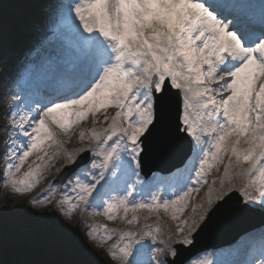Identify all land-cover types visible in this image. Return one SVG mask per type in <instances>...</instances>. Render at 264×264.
Here are the masks:
<instances>
[{
	"label": "snow or ice",
	"instance_id": "6c2138e0",
	"mask_svg": "<svg viewBox=\"0 0 264 264\" xmlns=\"http://www.w3.org/2000/svg\"><path fill=\"white\" fill-rule=\"evenodd\" d=\"M32 7L37 39L17 86L35 79L40 87L23 107L9 97L2 186L23 195L54 173L30 204L50 205L63 220L79 213L83 235L113 264H256L192 251L221 219L264 217V0ZM4 9L0 0V17ZM89 118L79 146L66 147ZM173 156L180 164L163 176L149 169L146 179L153 159ZM97 216L124 227L89 222ZM257 237L264 264V219L237 243L246 248Z\"/></svg>",
	"mask_w": 264,
	"mask_h": 264
},
{
	"label": "trees",
	"instance_id": "16d2710c",
	"mask_svg": "<svg viewBox=\"0 0 264 264\" xmlns=\"http://www.w3.org/2000/svg\"><path fill=\"white\" fill-rule=\"evenodd\" d=\"M28 1L4 0L5 9L0 17V30L5 25L4 38L12 54L0 66V126L10 103L9 97L2 96L1 91L16 79L17 67L22 65L24 55L37 36L34 26L31 30L24 22L32 15L35 19L31 21L36 23L34 8L27 10ZM33 2L48 3L49 0H32L31 6ZM49 218L41 219L28 209L0 211V264H111L107 255L81 242L77 229L64 225L66 232Z\"/></svg>",
	"mask_w": 264,
	"mask_h": 264
},
{
	"label": "rangeland",
	"instance_id": "374dc122",
	"mask_svg": "<svg viewBox=\"0 0 264 264\" xmlns=\"http://www.w3.org/2000/svg\"><path fill=\"white\" fill-rule=\"evenodd\" d=\"M257 2V0H256ZM32 3V0L28 1L27 4V10H30V7ZM33 10V9H32ZM36 12V10H33ZM31 18L27 17L24 22L28 24L29 29H33L32 27L35 25V20L31 21V19H35L34 16H30ZM6 33V27L5 25L2 26V30H0V66L4 65V62L9 60L11 57V52H10V45L7 42V40L4 38V34ZM37 39V36H36ZM36 39L33 43H31V46L36 42ZM25 56V55H24ZM23 57V55H22ZM21 63V62H20ZM23 64V63H22ZM18 69L16 70V79L12 80L7 87L2 89V96L5 98L10 97L11 94L15 93L18 95V101L17 103L20 104L21 107H23V102L26 100L30 95L35 96L38 93V88L40 85H38L39 81L35 79L28 80L26 82H21L19 84V87L17 86V80H18V73L21 71L22 65L17 67ZM258 87V84H257ZM11 102V101H10ZM112 109H109V112H112ZM92 126L91 124V118H89L88 121H85L81 123L79 126H75L72 130V139L70 142L66 144V147L68 148H76L79 146L78 143V133L82 129H90ZM99 127V125H97ZM3 132L0 130V138H2ZM61 139H66V137H61ZM34 159V156L31 157V160ZM30 160V161H31ZM4 150L2 145H0V211H7V210H12L16 211L19 209H28V211H31L32 214L35 216H39L41 219L45 217V219H50V217L53 218L52 221L59 220L61 224L66 225L74 230H78L81 242L84 243L85 245L90 246L97 252H101L105 255V249L103 246L97 247L94 245L91 241L88 240V238L83 235L84 231V226L80 223V216L79 213L74 215L71 220H63L60 218L58 213L54 210L52 206H36L33 207L30 204V201L37 195H39L46 187L47 184L53 179V175H49L46 180L42 181L33 191L28 192L23 195L15 194L11 187H3V179H4ZM28 168V163L27 167L25 168V171ZM23 171V172H25ZM23 172L17 176L18 179L22 178ZM148 178H151L148 177ZM147 179V178H146ZM211 179V177H209ZM196 195V194H193ZM204 195V189L201 190L199 197H202ZM197 197V198H199ZM122 214V210H121ZM145 214H147L145 212ZM159 223L162 225H168L170 223V218L168 214H166L162 209L159 211ZM262 220L261 217H255V219ZM264 219V218H263ZM49 221V220H48ZM51 221V220H50ZM92 221H95L96 223L99 224H106L108 228H121L124 227V225H121L118 221H109L103 216H97V217H90L89 222L91 223ZM157 222V217L153 215L152 219L149 221V223H155ZM201 258H209L213 260H221V259H227L231 261H249V260H255L256 264H259V258L261 255V249H260V242L259 238L257 237L255 241H250L248 246L246 248H242L240 245H238L237 241L230 245V246H225L221 247L218 249H210L208 251H204L199 253ZM109 258L111 264L113 262L111 261L110 257L107 255ZM38 262V261H37Z\"/></svg>",
	"mask_w": 264,
	"mask_h": 264
},
{
	"label": "water",
	"instance_id": "95a60500",
	"mask_svg": "<svg viewBox=\"0 0 264 264\" xmlns=\"http://www.w3.org/2000/svg\"><path fill=\"white\" fill-rule=\"evenodd\" d=\"M178 164H180L179 156L155 158L145 170L147 173L146 178L151 176L149 169L157 170L161 173H168L167 170L169 168H173L174 165ZM258 216L261 217V215L257 213L249 216L232 217L217 221L211 229L198 236L197 242L192 251L193 256L210 249H218L234 244L247 230L261 224V220H259L260 218L255 219V217Z\"/></svg>",
	"mask_w": 264,
	"mask_h": 264
},
{
	"label": "bare ground",
	"instance_id": "6f19581e",
	"mask_svg": "<svg viewBox=\"0 0 264 264\" xmlns=\"http://www.w3.org/2000/svg\"><path fill=\"white\" fill-rule=\"evenodd\" d=\"M257 3H259V0H257ZM37 83H39V82H37ZM31 160V157H29V161ZM27 167V163L25 164V166L21 169V173L23 172V171H25V168ZM20 173V174H21ZM20 174H18V175H20ZM159 175H161V176H163V175H167V174H163V173H158ZM152 179V177L151 178H147V180H151Z\"/></svg>",
	"mask_w": 264,
	"mask_h": 264
}]
</instances>
